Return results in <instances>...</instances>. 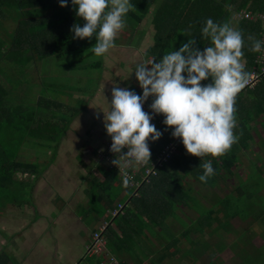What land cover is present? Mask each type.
Returning a JSON list of instances; mask_svg holds the SVG:
<instances>
[{
	"label": "trees",
	"instance_id": "16d2710c",
	"mask_svg": "<svg viewBox=\"0 0 264 264\" xmlns=\"http://www.w3.org/2000/svg\"><path fill=\"white\" fill-rule=\"evenodd\" d=\"M132 3L134 7L126 14L130 30L126 45H131L136 27L148 20L153 29V43L145 55L150 60L178 49L188 38L194 40L193 46L198 49L209 46L211 40L203 35L202 28L211 17L214 22L229 23L241 31L244 41L241 61L247 78L252 70L264 66V61L259 63L256 59L259 52L251 48L253 41L260 40L264 33V25L255 17L264 14V0H132ZM241 12H249L252 18L239 17ZM73 23L82 25L83 20L76 16L70 2L61 7L58 0H0V30L4 33L3 37L0 35V185H6L7 189L6 193L1 191L0 199L17 206L26 202L32 185L15 174L35 176L42 171L36 164L16 160L21 143L33 140L41 147L42 140L49 146L52 141L56 150L70 121L83 107L62 103L63 97L56 91L66 83L55 72L62 73V66L71 74L76 69L101 67V61L86 62L94 55L95 36L74 39L70 31ZM84 62L88 64L83 65ZM22 71L32 72V79L45 88L40 91L44 97L21 100L20 92L19 98L10 97L13 87H8L5 79ZM261 86L264 74L253 88L245 87L236 94L234 134L238 139L221 156L188 154L180 142L176 152L155 168L156 174L138 188L125 185L116 171L100 165L101 179L92 182L95 194L85 188L84 195L92 233L99 228L95 230L101 219L107 222L102 233L106 246L93 256L86 254L85 247L83 260L97 264L115 257L120 264H222L218 251L227 246L234 264H264V242L255 247L245 235L248 227L258 224L264 228V202L258 194L264 188L262 167L250 162L243 176L233 172L239 165L241 151L252 140V123L264 117ZM129 88L141 92L139 86ZM152 120L161 136L149 141V162L174 139L171 126L163 123L162 114H154ZM260 125L264 129V118ZM208 160L212 161L215 174L202 183L198 176L203 172L201 165ZM87 178L86 175L83 179ZM231 178L236 182L229 187ZM118 204L123 205L122 211L110 217L109 212ZM183 208L195 217L186 216ZM234 220L245 225L230 238ZM152 240L159 241L157 246ZM0 264L17 263L1 251Z\"/></svg>",
	"mask_w": 264,
	"mask_h": 264
},
{
	"label": "clouds",
	"instance_id": "9594fccd",
	"mask_svg": "<svg viewBox=\"0 0 264 264\" xmlns=\"http://www.w3.org/2000/svg\"><path fill=\"white\" fill-rule=\"evenodd\" d=\"M61 7L69 2L83 24L73 23V38L92 39L93 53L104 56L115 46L118 33L126 26V14L134 7L132 0H58ZM211 44L202 50L194 47L191 38L158 60L138 64L134 71L140 93L128 87L113 86L103 124L111 138L109 150L130 157L126 164L149 162L148 141H155L161 132L150 123L153 114H162L163 123L171 126L172 137H178L186 153L203 157L221 156L236 142L235 97L247 83L241 57L244 55L242 33L229 23L207 18L202 28ZM264 42L254 40L253 51H260ZM131 71L130 73H132ZM201 81H207L201 83ZM151 97L150 112L143 105ZM198 180L207 183L215 172L212 161L201 165ZM125 175L123 183H128Z\"/></svg>",
	"mask_w": 264,
	"mask_h": 264
},
{
	"label": "rangeland",
	"instance_id": "374dc122",
	"mask_svg": "<svg viewBox=\"0 0 264 264\" xmlns=\"http://www.w3.org/2000/svg\"><path fill=\"white\" fill-rule=\"evenodd\" d=\"M233 27L235 28V26ZM145 28L148 31V33L153 32V29H151L152 27L149 24V21L144 20L140 25L136 27L137 32L135 33V36L139 33L138 31L140 29H145ZM118 34L120 36L118 38L119 41H122V43H125V41L127 42L126 31L125 33L119 32ZM147 37L149 38L148 34H147ZM147 37L145 36L146 42L144 41L143 42L144 44L139 43L136 49L135 48L133 49V47L135 46V44H133L135 42V39H132L130 42V44H133L131 45V48L125 49L124 52L121 53V55H118V53L114 52L113 56H116V57H112L110 54L111 52H109V54L106 56L104 55L102 57H97L94 54L90 59H88V61L85 60L86 62L101 61L102 63L101 67H96L92 69L90 67H86L85 68L86 70H84L85 72L76 69L77 72H75L74 74H71L69 73L68 70H66L65 66H62V68L64 69L62 73L60 72V70L55 72L56 73L55 75L57 76L61 75L60 76L61 80L66 83V85H64L63 83L64 86L61 87L60 89H57L56 91V93L59 94V97H63L62 103L69 104V105L71 104L76 108H81L83 105L81 103L78 104L77 96H80V95L89 96L91 95L92 89L99 90L100 94H101L100 90L103 91L104 89L101 95H104L105 98L110 101L111 99L110 93H111V89L113 86L129 88L133 85V86L138 87L139 85L135 79V74L133 71L135 69V66H132V65L137 66L138 64L145 63V48L146 46L151 44V41L147 40L148 39ZM86 62H84L83 64L87 65L88 63ZM43 67L44 65L41 66L40 68H43ZM44 69H46L47 72L49 71L47 67ZM131 71L133 72L130 73ZM7 73L9 74L10 72H7ZM34 75H35L34 77H36V74ZM32 78H33L32 72L23 73V71L22 73L18 74V76H8V78L5 79L7 81L8 87L9 86L13 87L11 89L12 91H11L10 97L12 98V96H17V98H19L18 97L19 92L21 95V98H20L21 100H24V99L34 100L40 95L44 97L45 95L40 93L41 89L44 87H42L40 82H37L35 79H32ZM257 82L254 83V86L257 84ZM37 83H40L39 87L36 86ZM253 87H248V88H253ZM52 95L54 94L49 93V96H52ZM101 101H103L102 103L106 104L104 97H102ZM98 102L99 101L97 100L94 102V104H91L92 103L91 102L88 105L89 106L88 108L90 107L95 108ZM99 107L101 108V106ZM106 107L103 109V112H105V114L107 113V110H108ZM96 111L98 112V114L96 115L98 116L101 115L99 114L100 110H96ZM80 116L82 117V115ZM75 122L76 124L77 123L86 124L88 125L87 128L89 129H87V131L85 132V130L76 129L74 127L76 125L72 124L69 127L72 128L73 126L76 129V134L66 135L65 139L69 141L66 143V146L61 145L55 150L53 148L54 142L51 141L49 143L53 144V146H51L50 148H45V144L47 143L44 140H42L43 141L42 142L43 145H41L42 147L36 144L38 146L34 149V152H31L32 154L31 156L24 154L20 158L21 161H23L24 163H33V164L38 165L40 169L45 170L48 166L49 167L51 166V162L53 160V156L56 151L57 154L54 160L55 163L52 166L54 167V169L52 170V168H49V176H51L50 175V170H51L52 172H59V171H66L67 173L70 172L73 177V181L67 180L69 181V184H65V186H63V183L61 184V181L65 183L66 180L63 179L62 176L59 174L54 175V184H55V186L53 185L54 186L53 189H55V195H54L55 205L54 206H57V207L59 206V204L61 206L59 194L63 193L65 195L66 192L68 191V190L66 191V189L68 188L69 185H73L75 187V184L80 183L90 192L91 195H94L96 191L95 190L96 187L92 182H94L95 179L101 178L98 167L101 165V166H106L109 168V165H108L109 162L105 159L103 160V162H100L98 161L100 157L97 156L98 150L103 149L104 143L107 139L106 137H108L106 134L105 128H104V124H103V114L100 116V119L98 118H95V119L93 118L90 120L86 118L76 119ZM60 141H58V145L60 144ZM30 142L31 141H29L27 144L29 145ZM63 144H65V142H63ZM28 148L30 149L29 146L24 147V150ZM253 150H256V148H253ZM248 155L251 157L250 154ZM244 157L245 156H241L242 160H244ZM244 169H245V162L244 164H241L240 166H236L233 169V172L240 175V173L244 172ZM76 174L78 175L79 179L77 178ZM42 175L43 174L40 175V182L43 180L41 177ZM86 175L88 176V178L87 180H84L83 178ZM57 177H60V178H57ZM47 182L50 183L51 180L49 179L47 180ZM234 182H236L235 178H231L230 180H228L229 187H231L230 185H232ZM192 185L194 189L197 188L195 184H192ZM76 190L78 192L70 200L71 206L73 207L76 206V210L74 208V211H72L73 208H71V213L77 215L80 218L79 219L80 222L83 223L84 227H86V225H89L88 221L89 220L91 221V218H89L90 216L87 214L88 213L87 209L89 208V206L82 205V204H85V201L87 200V198L86 196H84V194L83 195L81 194L80 188ZM200 191L202 190L200 189ZM223 192H227V190L224 189ZM262 201L264 202V198ZM262 206H264V203L262 204ZM182 210H183V213L186 214V216L192 219L195 217L194 213H192L190 210H187L184 208ZM51 218H55V214L51 215ZM183 219L185 218L183 217ZM232 224H233V229H232L230 238H234V236H236L238 231H242V229H244L243 226L245 225L243 223L241 224L238 220H234ZM175 226L176 228H178L177 224ZM54 228L56 231L55 225H54ZM80 228L83 229L82 227ZM92 229H93V226L89 225L87 229H84V231L87 230V232L81 231L79 234H81L83 239L87 240L90 238V235L92 234ZM88 232H89V237H88ZM245 233H246L245 235L247 236V238L250 240L251 244L255 247L260 246L264 242V228H261V226L258 224L256 226L248 227ZM158 242L159 241L157 242L153 241V244L157 246ZM183 244L185 245V243ZM223 244H225L224 241H223ZM79 250L80 251H78L77 254L81 256V259H79L77 263L89 264L83 260V254H84L83 249L81 250L80 248ZM218 253H219L220 260L222 261V264H234V261L232 260L233 254L231 253V250L227 246H225L222 250L220 248ZM167 263L168 262H165L164 264H167Z\"/></svg>",
	"mask_w": 264,
	"mask_h": 264
},
{
	"label": "crops",
	"instance_id": "0c3cea01",
	"mask_svg": "<svg viewBox=\"0 0 264 264\" xmlns=\"http://www.w3.org/2000/svg\"><path fill=\"white\" fill-rule=\"evenodd\" d=\"M11 26V25H10ZM12 27V26H11ZM152 29V28H151ZM11 31V30H10ZM127 34V37L130 34V30L128 26L126 25L124 29H122L120 32ZM137 31H134V39L135 46L133 49L138 47V44L145 41V36L147 37V34L149 38L147 40L151 41V44L146 46V50L152 45V37L153 32L148 33V31L145 29H140L138 34L135 36V33ZM3 32L0 30V35L3 37ZM119 34L117 35V38L115 39V46L109 50L111 52L112 57L114 52L118 53V55H121L122 52H124L125 49L131 48V45H126L127 42L122 43V41H119ZM141 41V42H140ZM123 46V47H122ZM109 52L105 54L108 55ZM147 61H150V58L145 55V63ZM144 62V61H143ZM84 65V64H83ZM102 66V63H101ZM131 66V65H130ZM135 66L136 65H132ZM80 90V89H79ZM101 91V94L103 91ZM106 91V90H105ZM260 95L264 100V86L260 87ZM99 93V90L92 89L91 95L87 96H77L78 104L81 103V101H84V105L82 107V110L80 109L79 113L70 121L68 128L64 132V134L61 137L60 144L61 146H66V143L69 142L67 139H65L66 135H74L76 134V129H82L87 131L86 124H76V119H100V116L103 114V109L106 107L108 109L107 102L106 104L102 103L101 101L102 97L104 95H101ZM100 99V100H99ZM99 101L95 108H88L89 104H94L95 101ZM69 105V104H67ZM70 106H72L70 104ZM101 106V108L99 107ZM97 107V108H96ZM94 109V110H93ZM100 110L101 115H96L98 112L96 110ZM82 115V117L80 116ZM85 117V118H84ZM264 117H260L259 119H256L255 122L252 123L253 129L251 130V137L252 140L248 141V147L246 150L241 151L239 155V165L244 164L245 162V169L243 173H240V177L243 176L250 165V162H254L256 166L262 167L261 170V178H264V129L261 127L260 122L263 121ZM75 123V124H74ZM91 123V122H90ZM76 125L69 127L70 125ZM80 125V126H79ZM91 125V124H90ZM96 127V126H95ZM97 129V128H96ZM84 132V134H85ZM92 136V135H91ZM30 142L28 145L27 143ZM22 142L19 151L16 156L17 161H21V157L25 155H32L31 152H34V149L38 146L36 145L37 142H34L33 140H29ZM65 142V144H63ZM92 143V142H91ZM263 143V144H262ZM28 145L30 149H25L24 147ZM40 145H43L40 144ZM53 146V144H51ZM48 144H45V148L51 147ZM42 147V146H41ZM253 148H256V150H253ZM56 151L54 154V158L51 162V166L47 167L45 170H40V173L43 174L42 181L40 182V173L37 175H23L16 173L15 177L18 179H26L32 185L30 193L28 197H26V202L23 204L21 203L19 206L12 204L10 202H7L5 198L0 199V252L5 251V253L10 256L17 264H79L77 263L79 259H81V256H79L78 251L81 248V250L85 249L88 240L83 239L81 234L84 231V229H87L89 225H86L84 227L83 223L80 222V218L71 213V208H73L72 211H74V208L76 210V206H71L70 200L71 198L78 192L76 189L80 188V192L83 195L84 194V186L82 184H75V188L73 185H69L66 189V194L63 193L59 194L60 196V202L61 206H54V200H55V189L54 186V175L59 174L62 176L63 179L66 180V182H62L63 186L65 184H69V181H73L72 174L66 171H59V172H52L50 170L49 176V168L54 169L53 164L55 163V156ZM250 154L251 157L248 155ZM241 156H245L244 160H242ZM23 162V161H21ZM40 174V175H39ZM77 175V174H76ZM30 176V177H29ZM84 177V176H83ZM60 178V177H57ZM77 178L79 179L78 175ZM51 180V182H47V180ZM56 179V178H55ZM101 178L97 179L100 180ZM69 180V181H67ZM71 184V183H70ZM54 185V186H53ZM80 185V187H79ZM70 187V188H69ZM29 189V188H28ZM27 189V190H28ZM6 185H0V193L1 191L3 193H6ZM262 198H264V188L261 189L258 193ZM85 196V195H84ZM87 200L85 201V204H82L83 206L86 205ZM58 210V211H57ZM59 212V213H58ZM55 214V218H51V215ZM76 220V221H75ZM105 220L101 219L95 230L103 224ZM54 225L56 226V231L54 228ZM82 227L83 229H81ZM80 228V229H79ZM94 230V231H95ZM89 237V232H88Z\"/></svg>",
	"mask_w": 264,
	"mask_h": 264
},
{
	"label": "built area",
	"instance_id": "2783aa9c",
	"mask_svg": "<svg viewBox=\"0 0 264 264\" xmlns=\"http://www.w3.org/2000/svg\"><path fill=\"white\" fill-rule=\"evenodd\" d=\"M242 16H239L241 15ZM239 17H245V18H252L249 12H241L238 14ZM255 17L259 18L261 20L262 25H264V14H255ZM260 41L264 42V33L261 36ZM258 57L257 61L261 63L264 61V47L260 51H258ZM264 74V66L260 67L258 70L254 69L249 73V76L247 78V83L244 85L245 87H253L254 83H256L260 76ZM241 88V89H243ZM151 103V97H149L148 100L145 101L143 108L145 111H151L148 107ZM154 116V114H153ZM150 123L153 124V120L151 119ZM150 141V140H149ZM148 141V144H149ZM180 143V139L178 137L174 138L172 142L168 143L164 148L157 154V156L150 161L149 163L144 164H135L130 163L126 164L127 160H130V157H120L119 155L123 154L127 151V149H122L120 154H114L109 150V146L111 144V138L108 137L104 143L103 149L98 150V161L103 162V160H107L109 162V168L116 171L119 175V177L124 179V176H128V184L134 188H138L142 182L147 181V178L150 175H155L156 171L155 168L161 166L164 162H166L172 153L176 152V147ZM150 147V146H149ZM103 158V159H102ZM143 171V173H141ZM136 177L139 179L136 180ZM123 209V205L118 204L116 209L109 212L110 217L116 216L118 213H120ZM107 226V222H103L97 229V231L93 232L90 235V242L86 246V254L88 256H93L95 254H98L102 252L106 246V240L102 237V233L105 230ZM97 264H120V262L115 257H110L109 260L106 261H99Z\"/></svg>",
	"mask_w": 264,
	"mask_h": 264
}]
</instances>
